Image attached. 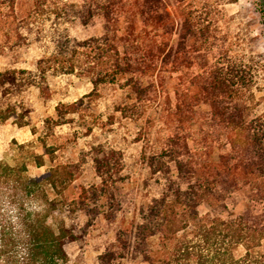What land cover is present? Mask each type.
<instances>
[{
    "label": "trees",
    "instance_id": "1",
    "mask_svg": "<svg viewBox=\"0 0 264 264\" xmlns=\"http://www.w3.org/2000/svg\"><path fill=\"white\" fill-rule=\"evenodd\" d=\"M82 1L103 20L101 37L73 40L75 49L94 60L89 75L96 87L118 77L154 75L159 64L175 66L186 58L191 15L183 10L184 33L178 43L177 0ZM54 61L40 60L37 78L27 77L25 70L0 72V124L14 118L18 126L28 125L12 99L30 86L45 92L48 86L41 80L46 82L52 67L59 69L51 65ZM61 69L75 72L73 65ZM232 83V74L215 66L192 86V99L207 104L225 151L213 160L207 148L191 146L186 136L175 134L163 155L144 156L157 192L145 195L128 211L131 218L120 221L114 240L99 255L100 264L127 256L146 264H264V112L249 118L246 108L235 102ZM144 88L139 83L132 91L139 95ZM76 106L58 105L57 120L50 122L65 123L71 113L66 110ZM47 153L54 155L53 148ZM34 162L42 167L43 156H34ZM93 164L98 183L80 187L70 199L64 192L76 180V164L57 165L31 177L25 165L0 161V264H83L68 247L84 239L100 215L113 224L127 213L117 200L122 153L100 146ZM236 191L248 200L239 214L229 210L226 200ZM202 203L210 207L204 215L198 210ZM78 213L87 217L83 226L74 220Z\"/></svg>",
    "mask_w": 264,
    "mask_h": 264
},
{
    "label": "rangeland",
    "instance_id": "2",
    "mask_svg": "<svg viewBox=\"0 0 264 264\" xmlns=\"http://www.w3.org/2000/svg\"><path fill=\"white\" fill-rule=\"evenodd\" d=\"M176 8L178 43L184 33L183 10L191 15L186 58L175 66L159 64L154 75L118 77L115 83L96 87L89 75L93 58L73 46V40L103 35V20L95 9L82 0H3L0 5V72L25 70L27 77L37 78L38 62L50 57L55 60L51 65L59 66L47 71L46 82L41 80L48 86L45 92L30 86L12 99L28 125L20 127L14 118L0 124V161L25 165L31 177L57 165L76 164V180L64 192L71 199L80 187L98 183L93 154L100 146L122 153L117 200L127 213L113 224L100 215L87 236L68 247L83 264H100L99 255L114 240L120 221L131 218L128 211L145 195L156 194L144 156L163 155L168 138L175 134L186 136L191 146L207 148L213 160L225 151L207 104L192 99L193 83L201 74L215 66L228 70L237 91L235 102L246 108L249 118L264 112V0H177ZM70 65L74 73L62 71ZM139 83L145 88L135 95L132 86ZM73 103L77 106L66 110L71 113L65 123L50 122L57 120L58 105ZM47 148H53L54 155ZM37 155L43 156L42 167L34 162ZM226 200L237 214L248 203L243 191ZM198 210L204 215L210 207L202 203ZM74 220L83 226L87 217L78 213ZM114 264L146 263L127 256Z\"/></svg>",
    "mask_w": 264,
    "mask_h": 264
}]
</instances>
